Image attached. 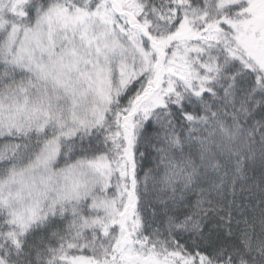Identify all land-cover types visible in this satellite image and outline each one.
<instances>
[{"label":"snow or ice","instance_id":"1","mask_svg":"<svg viewBox=\"0 0 264 264\" xmlns=\"http://www.w3.org/2000/svg\"><path fill=\"white\" fill-rule=\"evenodd\" d=\"M0 264H264V0H0Z\"/></svg>","mask_w":264,"mask_h":264},{"label":"trees","instance_id":"2","mask_svg":"<svg viewBox=\"0 0 264 264\" xmlns=\"http://www.w3.org/2000/svg\"><path fill=\"white\" fill-rule=\"evenodd\" d=\"M150 166H151V165H150L149 162H145V163H144V167H145V168L150 167ZM140 174L143 175V171H141Z\"/></svg>","mask_w":264,"mask_h":264}]
</instances>
